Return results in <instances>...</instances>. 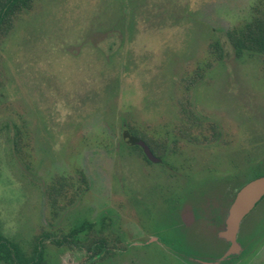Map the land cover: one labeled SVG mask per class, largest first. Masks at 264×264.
<instances>
[{
    "label": "rangeland",
    "instance_id": "374dc122",
    "mask_svg": "<svg viewBox=\"0 0 264 264\" xmlns=\"http://www.w3.org/2000/svg\"><path fill=\"white\" fill-rule=\"evenodd\" d=\"M256 1L37 0L20 15L0 43V233L28 252L42 231L87 223L111 241L98 264L215 263L212 220L264 175V74L225 38ZM130 127L165 145L162 164L131 150ZM185 212L201 221L182 225ZM44 246L48 264L84 263L73 245Z\"/></svg>",
    "mask_w": 264,
    "mask_h": 264
},
{
    "label": "trees",
    "instance_id": "16d2710c",
    "mask_svg": "<svg viewBox=\"0 0 264 264\" xmlns=\"http://www.w3.org/2000/svg\"><path fill=\"white\" fill-rule=\"evenodd\" d=\"M37 0H0V43L11 32L15 22L20 15L32 10L34 3ZM226 42L233 50L236 58H241L243 55L253 57L260 65V69L264 74V0H257L252 7L251 17L248 21H244L235 25L225 33ZM210 53L216 60H221L224 55V50L221 44L214 41L210 44ZM186 113L187 110H182ZM186 116L187 125L181 123V131L184 134L190 135L189 132L192 128V120L194 116L190 112ZM186 115V114H185ZM215 129V128H214ZM214 134L216 133L213 131ZM126 135L130 137V148L132 151L137 152L141 158L148 164L150 163L142 152V148L138 145V142H142L149 149L154 158L160 161V164L164 161L165 145H157L152 142L144 133L137 129L130 127ZM216 135H218L216 133ZM137 141V143H135ZM261 176V175H259ZM258 177V176H257ZM63 185L59 188H54V195L61 196ZM49 190V189H48ZM51 192V191H50ZM54 213L57 214L59 208H57L56 200L50 204ZM218 222L217 224H220ZM91 224H81L79 227L72 229L66 236L65 242L69 246L76 247L79 252L85 255L83 264H98L105 262L109 255L112 253L111 241L100 232L94 231L90 234ZM87 229H89L87 231ZM87 231L86 239L78 242L75 239L76 234ZM100 233V234H99ZM50 233L41 232L32 238L29 243V251L25 252L19 245L6 241L0 235V263L5 264H46L44 257L43 243L49 241L51 244L60 247L62 242L60 239L53 240Z\"/></svg>",
    "mask_w": 264,
    "mask_h": 264
},
{
    "label": "water",
    "instance_id": "95a60500",
    "mask_svg": "<svg viewBox=\"0 0 264 264\" xmlns=\"http://www.w3.org/2000/svg\"><path fill=\"white\" fill-rule=\"evenodd\" d=\"M138 145L142 148L148 161L152 163L158 162V160L152 156L144 143L138 142ZM263 198L264 175L247 182L236 191L232 202L226 210L225 217L223 219V226L217 234L219 239L230 244L228 251L220 260H223L229 254L237 252L238 245L236 244V236L240 223ZM189 221H191V217L189 218Z\"/></svg>",
    "mask_w": 264,
    "mask_h": 264
},
{
    "label": "flooded vegetation",
    "instance_id": "af4514ba",
    "mask_svg": "<svg viewBox=\"0 0 264 264\" xmlns=\"http://www.w3.org/2000/svg\"><path fill=\"white\" fill-rule=\"evenodd\" d=\"M135 143H137V141H135ZM153 164H155V163H153ZM235 194H236V192H234V191L230 193V195H229V197L227 199V207L232 202ZM261 201L254 207V209L251 212L259 211V208H260L259 204H261ZM188 213L189 212H185L183 214V216L180 218L182 225L188 227V223H191L193 221L199 223L201 221V219L194 220L193 216H191V215H190L191 221H189L190 217H189ZM224 213H225V211H224ZM223 216L220 217V215H218V218L216 220H212V224L215 225V226H218L217 223L221 222L219 224L218 230L221 229V227L223 225ZM247 216L245 218H247ZM187 217H189V218H187ZM245 218L240 223L239 230H238V233H237V236H236V244L238 245L237 252L233 253V254H229L223 260H220L226 254V252L229 249V245H230L229 243L224 241L225 245H226V248L224 249V251L221 254V256L219 257V259H217V261L215 263H212V264H231V263H233L232 261H234V264H264V224H260L259 223V226L256 227L257 228L256 233L253 234L252 236L251 235L250 236H246L243 233V229L245 227V225H244ZM203 220H205V218L202 219V221ZM185 221L188 222V223H186ZM209 224H211V222H209ZM0 235L6 241H8L10 243H13V242L9 241L8 239H6L1 233H0ZM66 236H67V234H63V235L60 236V238H58V239L61 240L62 245L66 244V242L64 241ZM45 242H49V241H45ZM44 243H43V248L45 247ZM151 243H152V241H151V238H150L149 242L146 245H150ZM62 245L60 247H62ZM27 248L29 249V247H27ZM44 257H45V251H44ZM45 260H46V257H45ZM0 264H5V263H0ZM46 264H48L47 260H46Z\"/></svg>",
    "mask_w": 264,
    "mask_h": 264
}]
</instances>
